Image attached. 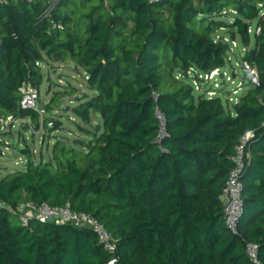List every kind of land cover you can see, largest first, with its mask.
I'll list each match as a JSON object with an SVG mask.
<instances>
[{
    "label": "trees",
    "instance_id": "trees-1",
    "mask_svg": "<svg viewBox=\"0 0 264 264\" xmlns=\"http://www.w3.org/2000/svg\"><path fill=\"white\" fill-rule=\"evenodd\" d=\"M91 1L60 0L54 30L39 0L0 2V113L37 125V112L19 107L20 87L38 90L45 57L72 62L89 90L74 110L82 138H57L46 159L26 146L22 170L0 177V264H252L246 243L264 264V0ZM75 2L85 8L78 17L68 11ZM225 10L236 14L231 23L217 20ZM224 29L249 49L243 59L260 78L231 107L183 80L225 65L229 45L214 41ZM156 105L167 121L163 150ZM248 130L234 235L220 196ZM29 202L93 216L115 252L89 229L22 225L16 210Z\"/></svg>",
    "mask_w": 264,
    "mask_h": 264
},
{
    "label": "rangeland",
    "instance_id": "rangeland-1",
    "mask_svg": "<svg viewBox=\"0 0 264 264\" xmlns=\"http://www.w3.org/2000/svg\"><path fill=\"white\" fill-rule=\"evenodd\" d=\"M96 3L97 1L92 0L88 6ZM79 5V2H75L72 6H69L68 11L73 13L75 17L85 12V8L83 10ZM223 12V17L217 18V20L231 23V19L236 14L229 10ZM216 35H227V30H219ZM251 46L252 43L250 44ZM227 56L225 65L220 70L225 71L232 80L225 81L221 93L218 95L223 103H226L229 97L240 99L247 90V87H243L236 96L232 94V91L236 89L243 79L242 71L236 67V64L241 63L244 57L241 46H238L232 54L228 52ZM41 73L42 80L37 90L39 99L36 108L33 109L38 114V128H36L37 125L32 126L33 122L30 118L16 117L8 121V116L5 113H0V121L5 122V130L0 135V149L2 151L0 177L22 170L25 165V157L21 155V149L26 146H28L34 156L38 157L41 153L43 158L46 159L48 158V151L57 138L62 137L71 142L75 137L82 138L83 136L79 125H84L74 113L79 98L83 94H89L82 76V70L75 67L68 60L57 61L53 58L45 57V62L41 64ZM233 75L234 77H232ZM183 80L191 84L196 79L192 75ZM209 85L210 83L205 86L208 87ZM245 85H247L246 81ZM197 95L198 93H195V96ZM47 104L49 109L45 108ZM229 106L231 107V104ZM92 123L89 126L91 129L94 128L95 124L94 121ZM10 220L18 223V219L15 216H10Z\"/></svg>",
    "mask_w": 264,
    "mask_h": 264
},
{
    "label": "built area",
    "instance_id": "built-area-1",
    "mask_svg": "<svg viewBox=\"0 0 264 264\" xmlns=\"http://www.w3.org/2000/svg\"><path fill=\"white\" fill-rule=\"evenodd\" d=\"M6 0H0L5 2ZM43 7V18L48 20L49 29L54 30L58 27V24L51 18V12L59 3L60 0H39ZM151 2L156 0H149ZM260 8L258 16L264 18V6L263 3L258 4ZM235 13V12H234ZM261 32V25L251 26L248 28V34L258 35ZM215 42L221 41L229 45V52L232 54L238 46H241L244 55L249 51L248 48L242 46L238 40L231 39L228 35H215ZM236 67L240 68L243 73V77L246 78V82L249 86L255 87L259 84L260 78L256 68L252 67L248 61L242 58L241 63L236 64ZM221 68H215L207 73H199L195 79L191 82L194 93H198L206 98H212L218 96L221 93L222 86L225 81L232 80L231 77L225 72L221 71ZM234 77V75L232 76ZM177 79L181 78L180 74H177ZM210 83L208 87L207 85ZM233 84V81H232ZM246 87L242 81L237 85L236 89L232 91L233 96H236L238 92ZM21 99L19 107L22 109H35L39 94L37 89L29 84H24L20 87ZM152 97L156 102L158 95L152 92ZM228 104L231 106L237 104L239 99L236 97L227 98ZM154 117L157 122V134L155 137V144L160 149L162 148V141L166 137V116L159 108L155 107ZM14 119L8 117L7 120ZM1 131L5 130V122L0 121ZM254 137V131L248 130L242 134L239 139V143L236 147L235 154L231 158L232 169L225 183V187L220 196V200L223 207L224 223L228 230L234 235H238V223L241 218L244 203L241 197L242 183L240 181V175L244 167L245 159V147L251 138ZM4 206L0 202V208ZM18 218L22 225L27 226L30 222L35 221L41 224L54 223L57 225L70 224L77 228H85L91 230L97 237L99 244L109 253H114L116 249L115 240L112 234L107 231L96 218L89 214L76 213L71 210L70 205L67 203L61 207H51L47 203H26L17 207ZM246 254L252 264H263L258 258V245L256 243L245 244ZM114 261V260H113ZM110 261L108 264H112Z\"/></svg>",
    "mask_w": 264,
    "mask_h": 264
},
{
    "label": "water",
    "instance_id": "water-1",
    "mask_svg": "<svg viewBox=\"0 0 264 264\" xmlns=\"http://www.w3.org/2000/svg\"><path fill=\"white\" fill-rule=\"evenodd\" d=\"M245 80H246V78L245 77H243V79H242V83H243V85H245ZM247 87H249V84L247 83V85H246Z\"/></svg>",
    "mask_w": 264,
    "mask_h": 264
},
{
    "label": "crops",
    "instance_id": "crops-1",
    "mask_svg": "<svg viewBox=\"0 0 264 264\" xmlns=\"http://www.w3.org/2000/svg\"><path fill=\"white\" fill-rule=\"evenodd\" d=\"M4 177V176H3Z\"/></svg>",
    "mask_w": 264,
    "mask_h": 264
}]
</instances>
